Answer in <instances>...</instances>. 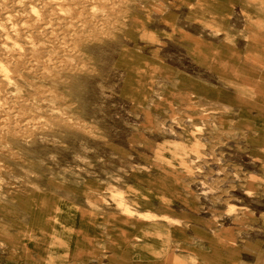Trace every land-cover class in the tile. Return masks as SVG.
Returning a JSON list of instances; mask_svg holds the SVG:
<instances>
[{
	"label": "rangeland",
	"instance_id": "rangeland-1",
	"mask_svg": "<svg viewBox=\"0 0 264 264\" xmlns=\"http://www.w3.org/2000/svg\"><path fill=\"white\" fill-rule=\"evenodd\" d=\"M0 2V264H264V41L229 44L200 23L235 34L238 16L226 17L237 0ZM142 27L161 44L142 46ZM200 47L227 62L205 63L239 82L238 106L204 117L220 133L176 149L183 159L169 163L184 167L173 181L155 170L168 152L155 156L151 132L165 117L143 94L154 79L232 100L223 86L181 75H199L189 55ZM110 197L144 218L116 214L101 199ZM229 204L235 214L216 222Z\"/></svg>",
	"mask_w": 264,
	"mask_h": 264
},
{
	"label": "clouds",
	"instance_id": "clouds-1",
	"mask_svg": "<svg viewBox=\"0 0 264 264\" xmlns=\"http://www.w3.org/2000/svg\"><path fill=\"white\" fill-rule=\"evenodd\" d=\"M139 7L145 12L148 9L144 4H140ZM194 7V5L190 6ZM233 8V14H229L226 19L236 23V17L238 16L239 31L235 34L231 33L230 29H226L214 22L206 23L201 20L200 23L208 30L209 35L212 37H222L226 43L233 44L236 38L239 36L244 39L245 42L252 41H264V0H237L236 4L231 6ZM238 7V13L236 9ZM150 23V20H149ZM183 31V30H181ZM137 39L144 46L146 43L150 45H160L161 40L158 38L153 30L147 27L136 29ZM172 33H165V36L171 38ZM148 38L147 41L145 38ZM166 46V45H164ZM145 55H148L146 52ZM218 52L212 51L211 53L204 47L194 49L189 55V61L195 66L199 72L198 76H193L192 73H185L181 69V75H187L190 78L198 80L200 83L210 87H225L230 90L233 96L232 100L210 98L208 101L200 99V93L194 88L185 89L182 92H177L168 89L163 84H157L154 79H149L146 82L143 99L149 102L150 107L156 108L159 112L163 113L165 117L159 124L158 128L152 130L151 135L156 137L151 143V151L158 158L162 150H167L168 159L154 163L155 170L160 172L163 176L176 181L177 171L183 169L182 164L169 163V160H182L181 156L176 149L180 146L187 147L188 145L197 144L201 138L204 137L210 130L220 133V127L215 122H210L204 119V117L211 115L224 116L236 111L238 101L236 99L238 95L239 82L232 79L217 78L212 72L210 66H206L205 62L210 64H216L219 68L226 67V61L217 60ZM151 60L144 61L143 70H147L151 65ZM163 63V60H160ZM154 75V73H152ZM155 85V86H154ZM249 91H254L253 88H249ZM251 99L252 97H248ZM226 135L227 133H221ZM141 171L152 172L153 165H140L138 166ZM195 171V169H193ZM109 192L113 191L108 189ZM210 194V193H203ZM247 196L254 195V192L248 190L244 193ZM103 203H111L115 205L116 214L119 215H136L143 219L144 214L140 212L133 213L130 210L125 211L119 206L116 200L109 198ZM171 199V197H169ZM86 203L91 204V201ZM95 207V205H93ZM236 212V207L232 204L226 206L223 216H214L213 219L219 222L223 217H228ZM149 219L166 220L165 216L150 215ZM173 223H179L173 221ZM213 235H216L213 233ZM233 246L236 245V241H230ZM167 249H162L159 255L165 253ZM178 261L179 258H176ZM192 264H196L194 258H192Z\"/></svg>",
	"mask_w": 264,
	"mask_h": 264
},
{
	"label": "bare ground",
	"instance_id": "bare-ground-1",
	"mask_svg": "<svg viewBox=\"0 0 264 264\" xmlns=\"http://www.w3.org/2000/svg\"><path fill=\"white\" fill-rule=\"evenodd\" d=\"M0 1H1V0H0ZM59 1H60V0H59ZM70 1H71V0H70ZM110 1H111V0H110ZM14 2H15V1H14ZM16 2H17V1H16ZM18 2H19V1H18ZM53 2H54V1H53ZM56 2H57V1H56ZM79 2H81V1H79ZM0 3H1V2H0ZM125 3H126V2H125ZM127 4H128V3H127ZM8 5H9V4H8ZM15 5H16V4H15ZM18 5H19V4H18ZM80 5H81V4H80ZM63 6H64V5H63ZM22 7H23V6H22ZM29 7H30V5H29ZM31 7H32V6H31ZM64 7H65V6H64ZM6 8H7V7H6ZM99 8H100V7H99ZM114 8H115V7H114ZM10 9H11V8H10ZM54 9H55V7H54ZM88 10H89V9H88ZM27 11H28V10H27ZM35 11H36V10H35ZM70 11H71V10H70ZM49 12H50V11H49ZM49 12H48V13H49ZM15 13L17 14V12H15ZM34 13L36 14L37 12H34ZM30 14H31V13H30ZM39 14H40V13H39ZM61 14H63V13L61 12ZM64 14H65V13H64ZM66 14H67V13H66ZM100 14H101V13H100ZM17 15H18V14H17ZM78 15H79V14H78ZM6 16H7V15H6ZM33 16H34V15H33ZM91 16H92V15H91ZM4 17H5V16H4ZM105 17H106V16H105ZM8 18H9V16H8ZM18 19H19V18H18ZM66 19H67V18H66ZM33 20H34V19H33ZM67 20H69V19H67ZM31 21H32V20H31ZM42 21L44 22V20H42ZM75 21H76V20H75ZM16 22H17V21H16ZM10 23H12V25L15 24V23L13 24V22H10ZM47 23H48V22H47ZM5 24H6V22H5ZM18 24H19V23H18ZM100 24H101V23H100ZM15 25H16V24H15ZM19 25H20V24H19ZM76 25H77V23H76ZM13 27H14V26H13ZM13 27H12V28H13ZM64 27H65V26H64ZM1 28H2V27H1ZM1 28H0V30H2ZM7 28H8V27H7ZM48 28H49V27H48ZM4 30H5V29H4ZM11 30H12V29H11ZM11 30H10V31H11ZM49 30H50V29H49ZM6 31H7V30H6ZM50 31H52V30H50ZM11 32H12V31H11ZM109 32H110V31H109ZM3 34H4V32H3ZM3 34H2V35H3ZM6 34L8 35V33H5V35H6ZM97 34H98V33H97ZM104 34H105V32H104ZM10 35H11V34H10ZM40 35H41V34H40ZM0 36H1V33H0ZM8 36H9V35H8ZM22 36H23V35H22ZM24 36H25L26 38H28L26 35H24ZM31 36H32V35H31ZM25 37H24V38H25ZM35 38H36V35H35ZM41 38H43V37H41ZM59 38H60V37H59ZM10 39H11V37H10ZM28 39H29V38H28ZM28 39H27V40H28ZM0 40L6 42V41L3 40V39H0ZM25 40H26V39H25ZM32 40H33V39H32ZM37 40H38V39H37ZM2 41H1V42H2ZM7 41H8V40H7ZM12 41H13V39H12ZM12 41H11V42H12ZM97 41H98V40H97ZM14 42H15V41H13L12 44H13ZM29 43H30V41H29ZM59 43H60V40H59ZM67 43H68V42H67ZM69 43H70V42H69ZM57 44H58V43H57ZM2 45H3V42H2ZM9 46H13V45L10 44ZM36 46H37V45H36ZM2 47L4 48L5 45H3ZM7 47H8V46H7ZM14 47H15V44H14ZM16 47H17V46H16ZM52 47H53V46H52ZM5 48H6V47H5ZM66 48H67V47H66ZM17 49H18V48H17ZM3 51H4V50H3ZM7 51H8V50H7ZM23 51H24V50H23ZM62 51H63V50H62ZM28 52H29V51H28ZM16 53H17V52H16ZM60 53H61V52H60ZM3 54H4V53H3ZM5 54H6V53H5ZM45 54H46V53H45ZM0 56H2V55H0ZM9 58H10V55H9ZM56 58H57V57H56ZM56 58H55V59H56ZM42 59H44V58H42ZM17 60H18V59H17ZM50 62L52 63V61H50ZM68 62H69V61H68ZM0 64H2V63H0ZM2 65H3V64H2ZM51 67H52V66H51ZM6 68H7V67H6ZM47 68H48V67H47ZM66 68H68V67H66ZM29 69H30V68H29ZM6 70H7V69H6ZM8 70H9V69H8ZM49 70H50V69H49ZM1 71H2V70H1ZM73 71H74V70H73ZM5 73L7 74V71H6ZM10 73H11V72H10ZM6 74H5V75H6ZM45 74H46V73H45ZM1 75H2V72H1ZM32 75H33V74H32ZM40 75H41V74H40ZM3 76H4V75H3ZM8 76H10V75H8ZM3 78H4V77H3ZM6 78H8V79H7L8 82H11V81H12L10 77H6ZM9 78H10L11 81H9ZM50 79H51V78H50ZM3 80H4V79H3ZM59 81H60V80H59ZM12 82H13V81H12ZM0 83H2V82H0ZM4 83H7V82H4ZM9 84H10V83H9ZM3 85H4V84H3ZM4 86H5V85H4ZM48 93H49V92H48ZM4 94H5V92H4ZM9 94H10V93H9ZM6 96H7V95H6ZM50 96H51V95H50ZM52 96H53V95H52ZM19 100H20V99H19ZM41 101H42V100H41ZM13 102H14V101H13ZM42 102H43V101H42ZM2 103H3V102H2ZM27 103H28V102H27ZM30 103H31V102H30ZM14 104H15V103H14ZM18 104H19V103H18ZM18 104H17V105H18ZM20 104H21V103H20ZM0 105H1V103H0ZM5 106H6V105H5ZM29 106H30V105H29ZM47 106H48V105H47ZM51 106H52V105H51ZM18 107H19V106H18ZM7 108H8V107H7ZM10 108H11V107H10ZM0 109L2 110L1 107H0ZM28 109H29V108H28ZM4 110H5V109H4ZM2 112H3V111H2ZM4 113H6V112H5V111L3 112V116H4ZM16 114H17V113H16ZM5 116H6V115H5ZM5 116H4V118H6ZM71 117H72V116H71ZM64 119H65V118H64ZM3 120H4V119H3ZM14 120H15V119H14ZM63 121H64V120H63ZM72 122H74V121H72ZM60 123H62V121H61ZM42 124H44V123H42ZM80 124H81V123H80ZM84 124H85V123H84ZM50 125H51V124H50ZM77 125H79V124H77ZM14 128H15V127H14ZM30 129H31V128H30ZM81 129H82V128H81ZM20 131H21V130H20ZM39 131H40V130H39ZM25 133H26V132H25ZM7 137H8V136H7ZM12 141H13V140H12ZM8 170H9V169H8Z\"/></svg>",
	"mask_w": 264,
	"mask_h": 264
},
{
	"label": "crops",
	"instance_id": "crops-1",
	"mask_svg": "<svg viewBox=\"0 0 264 264\" xmlns=\"http://www.w3.org/2000/svg\"><path fill=\"white\" fill-rule=\"evenodd\" d=\"M132 253L136 255V253L134 251H132ZM120 255H121V257H123L125 254H120ZM139 256H141V255H139ZM141 257L144 258V256H141ZM172 264H182V263H180L179 261L173 259L172 260Z\"/></svg>",
	"mask_w": 264,
	"mask_h": 264
}]
</instances>
